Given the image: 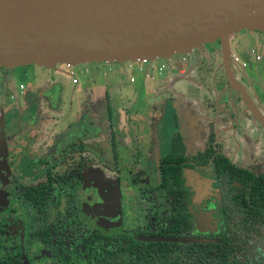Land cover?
Segmentation results:
<instances>
[{
  "label": "flooded vegetation",
  "instance_id": "af4514ba",
  "mask_svg": "<svg viewBox=\"0 0 264 264\" xmlns=\"http://www.w3.org/2000/svg\"><path fill=\"white\" fill-rule=\"evenodd\" d=\"M232 49L240 50L242 58H238V64L231 62ZM193 52L196 59L192 63L182 57L181 62L187 61L188 65L184 69L172 66L169 72L178 71L186 76L196 69L201 81L199 86L204 88L207 83L209 89L211 86L219 91L223 89V108L232 114L230 121L234 130L240 128L239 133H243V124L238 125L234 119L236 112L243 111L246 115L250 112L258 119L264 107V33L242 30L228 36L224 46L215 41ZM254 54L259 55V61L253 60ZM237 67L249 72L235 76L233 71ZM166 73L165 70L162 75ZM123 74L127 80L129 72L123 71ZM10 77L13 76L0 69L3 103L16 102L28 95V83L18 82L12 87ZM160 77L142 83H151ZM202 88L198 90L200 94ZM59 91L57 84H51L38 97L48 103L49 109L56 110L59 99L65 95L59 98ZM215 101L213 97L214 109ZM105 106L106 122L111 131L108 138L110 158L101 152H89L86 143L96 141L98 135L89 136L82 126H68L61 134H55L62 126L51 125L43 137H35L34 124L27 118L15 127L9 121L0 120V264H264V226L244 224L243 218L233 215V209L226 210L216 172L209 162L201 164L202 155L210 145L214 155L222 156L239 171L259 177L264 175V163L259 160L264 157L263 152L249 166L247 155L240 147L234 149L237 157H230L212 132L198 143V150L189 152L184 134L181 135L184 129L171 116L160 122L162 143L154 145V138L140 127L133 138H124L130 150L136 146L131 153L136 168L135 171L125 166L117 168L112 162L128 161V157L116 153L117 139L112 135L115 114L107 98ZM1 109L2 104L0 112L4 113ZM129 110L139 118L138 111L132 107ZM137 135L143 139L138 140ZM173 137L178 138L183 149V167L179 170V182L175 183L161 168L171 154ZM73 140H78L80 146V153L73 161L78 184L72 191L64 192L53 177L56 170L52 169L63 157L53 158L62 154L65 146L73 148ZM257 143L260 147L264 145L261 141ZM90 156L101 167L99 172L112 176L102 172L106 178L88 175L86 161ZM105 159L111 163L106 164ZM137 171L144 177L143 186L136 187L140 180L135 178L129 184H121L122 176ZM65 193L74 194V220L68 221L66 217L58 220V216L64 217L60 210L66 204ZM157 193L164 195L167 205L164 214L154 218L158 215L154 211L158 203L149 199ZM143 202H146L144 205L151 203L144 211L140 209L146 224L140 223L138 218V205ZM151 209L153 212L148 214Z\"/></svg>",
  "mask_w": 264,
  "mask_h": 264
},
{
  "label": "water",
  "instance_id": "95a60500",
  "mask_svg": "<svg viewBox=\"0 0 264 264\" xmlns=\"http://www.w3.org/2000/svg\"><path fill=\"white\" fill-rule=\"evenodd\" d=\"M242 30L264 32V0H0V68L167 60Z\"/></svg>",
  "mask_w": 264,
  "mask_h": 264
},
{
  "label": "rangeland",
  "instance_id": "374dc122",
  "mask_svg": "<svg viewBox=\"0 0 264 264\" xmlns=\"http://www.w3.org/2000/svg\"><path fill=\"white\" fill-rule=\"evenodd\" d=\"M243 31L250 32L247 30ZM231 52L235 53L238 58H242L239 49H232ZM193 54L195 56V52H193ZM184 56L185 55L174 54L170 56L168 62L167 60L157 59L154 60L153 63L165 64L166 71L168 73V68H171L170 65L176 66L180 69H184L188 65L187 61L181 62L182 57ZM0 69L6 70L7 74H11L13 76L12 78L10 77L12 87H16L18 82L26 85L28 83L26 86V92L28 94L27 97L21 98L16 102L7 103H3L0 99V104H2L3 107L1 111L4 110V113L0 112V120L9 121L11 122V126L13 127L14 125L15 127L16 125L23 124V121L27 118L30 121L29 123L34 124L35 128L32 133H35V137H38V135L43 137L42 134L48 133V128H50L51 125L52 127L56 124L62 126L59 128L57 133L55 132V134H61L68 126H82V128L88 132L89 136L98 135V139L96 141H89V144L86 143L85 146L89 148V152L92 154L101 152V155L103 154L106 157L108 156V153H110L111 156L112 151L108 147V138L111 131L107 126V116L105 113V98H107L108 104L115 114V126L112 129V135L117 139L116 153H118V156L128 157V161L119 159L115 162H112V164L117 168L120 166H125L135 171L134 168H136V162L132 159L131 153H134L136 146H132V150H130L129 146L124 142V138H133L135 130L139 127L141 130L149 133L150 136H154L156 132L157 134L162 132L160 130L162 127V125H160V122L162 121L161 116L158 118L155 116H153V118L148 117L150 113L149 110L143 107L144 102L139 101V106L142 105L141 107L137 108V111H139V118L130 112V106L135 107L132 104L134 102L132 93L135 91H133L132 87H128L123 81L125 74H123L122 65L92 63L76 65L74 67L55 65L52 69H45L37 66ZM245 71L246 73L249 72V70H244L243 72ZM243 72L238 67L233 71L235 76H239ZM103 73H106V76H103ZM131 75H134L136 79H139V76L135 75L133 72H131ZM51 84H57V86H59V98L65 93L64 98L61 97V101L59 99L56 110L49 109L48 103L44 99L38 97V94L43 92L46 88H49ZM182 84L191 87V85L185 81H182ZM144 87L145 84L141 85L142 89ZM77 89H79V91ZM196 91L198 94H200L198 90ZM120 92L122 93V96L119 95ZM76 94L78 97H75ZM137 100L138 98L136 101ZM118 109L123 110V112L119 113ZM149 118H151L152 122L148 121ZM139 119L142 120L141 122L144 121V123H146H136ZM148 122H150V124H148ZM24 127L27 126L24 125ZM242 131H244V127H242ZM247 131L252 133V129L248 128ZM119 137H122L121 140H119ZM72 142L73 148L65 146L64 150H62L63 153L53 158V160H55L63 157V160H61L56 166H53L52 169L56 170L53 174V177L56 178L58 186H61V188L64 189V192L72 191L73 187L78 184V177H76L73 172L75 167L73 161L76 160L77 153H80V146L77 143L78 140H73ZM110 156H108V158H110ZM65 158H73V160H66ZM259 160L260 162L264 163V157H261ZM96 163L97 160H95L92 156H90L86 161L88 175L96 174L95 176L104 178H106V176H112L109 173L100 171L106 175L103 176L99 172L101 167H98ZM105 163L110 164L111 162L109 159H105ZM107 166L112 168L111 165ZM138 172L139 171L134 173L129 172V174L122 176L120 178L121 184H129L130 180L135 178L137 181L140 180V183L136 185V187L143 186L141 181L144 179V177L137 174ZM73 198L74 194L72 193L63 194V199L65 200L66 204L62 205V209L60 211L64 217L58 216V220H62L65 217L68 221L75 219L74 210H76V207L74 205ZM139 200H141V197L138 194L137 201L139 202ZM149 200L151 202L158 203V207L154 208V211L158 212V215L154 218H157L159 215H163L167 205L164 195L157 193L152 195V199ZM146 201L148 200L146 199ZM145 203L146 202H143L142 205H138V218L139 222L142 224L145 221L142 219L143 215L141 214L140 209L144 211L145 208H148L151 204L149 203L144 205ZM152 212L153 210L151 209L150 213L148 214H151ZM148 216L151 217V215ZM154 218L153 220L156 221ZM144 224H146V222Z\"/></svg>",
  "mask_w": 264,
  "mask_h": 264
},
{
  "label": "crops",
  "instance_id": "0c3cea01",
  "mask_svg": "<svg viewBox=\"0 0 264 264\" xmlns=\"http://www.w3.org/2000/svg\"><path fill=\"white\" fill-rule=\"evenodd\" d=\"M193 51L184 56L185 59H190L191 63L196 59ZM233 55L237 57L235 53H233ZM205 62L206 61L203 63ZM170 67L172 66L170 65ZM197 71L199 70L195 69L192 74H186V76H184L183 73L178 74V71H171L174 73L168 72L165 75H161L160 78L155 79L151 83H142L139 79H135V82L129 85L128 79L126 80L124 78L127 81V86L132 87L133 91H135L132 93V97L134 98L132 104L135 107H130L136 112L137 108L142 106H139V101H142L144 102L143 107L149 110L150 114L148 117L153 118V116H155L158 118L161 116V119H163L174 116L181 128L184 129V133L181 135L183 137L184 134L185 144L189 152L198 150L200 145H198V143L202 142L203 139L207 137L208 133L212 132L221 143L227 155L230 157L233 155L237 157L234 149L235 147L236 149L240 147L241 152L247 155L249 166H252V164L255 163L253 161L260 153H264V145L262 147L257 145V142H263L264 138V107H262L258 119L255 115L253 118L250 112L249 115H246V112L243 111L236 112L234 119L238 125L243 124L244 127V132L239 133L238 130L240 128L236 131L234 130L235 128L232 127L230 121L233 117L232 114L229 113L226 108H223L225 107V101L221 99L223 89L219 91V89L215 87L212 88V86L209 89L207 83H205L204 88L199 86L201 81ZM186 73L189 72L187 71ZM220 80H218V82L222 85ZM182 81L189 83L191 87L183 85ZM144 84L145 87L142 89L141 85ZM197 86H199L198 90L200 88L203 89L202 92L200 91L201 94L197 93ZM119 95L122 96V93L120 92ZM213 97L216 98L214 102V104H216L215 109L212 105ZM137 98L138 100L136 101ZM263 104L264 103H262V105ZM244 116L246 118H244ZM150 120L151 118L148 119V121ZM141 121L140 119L136 123H146ZM148 124H150V122H148ZM248 128L252 129V133L247 131ZM137 137L140 141L143 139L140 135H137ZM152 138H154V145L162 143L160 134H157V132Z\"/></svg>",
  "mask_w": 264,
  "mask_h": 264
},
{
  "label": "trees",
  "instance_id": "16d2710c",
  "mask_svg": "<svg viewBox=\"0 0 264 264\" xmlns=\"http://www.w3.org/2000/svg\"><path fill=\"white\" fill-rule=\"evenodd\" d=\"M171 149L167 162H164L161 168L165 170L171 182L175 183L179 182V170L183 167V149L177 137L172 138ZM201 160V164L209 162L216 172L226 210L233 209V215L243 218L244 224L248 222L264 226V175L255 177L239 171L222 156L214 155L210 145Z\"/></svg>",
  "mask_w": 264,
  "mask_h": 264
},
{
  "label": "built area",
  "instance_id": "2783aa9c",
  "mask_svg": "<svg viewBox=\"0 0 264 264\" xmlns=\"http://www.w3.org/2000/svg\"><path fill=\"white\" fill-rule=\"evenodd\" d=\"M252 54V52H251ZM252 58L254 61H259V55L254 54L252 55ZM157 60V59H155ZM169 60V59H167ZM154 60L148 61H135V62H125L122 64L123 71L129 72L128 81L129 83H134L136 77L134 75H131V72H133L135 75L139 76V79L141 82H146L149 80H152L155 77L161 76L164 71L166 70V65L163 63L155 64L153 63ZM231 62L234 64L239 63L238 57H235L234 55L231 56ZM242 66V65H241ZM21 88V87H20Z\"/></svg>",
  "mask_w": 264,
  "mask_h": 264
}]
</instances>
